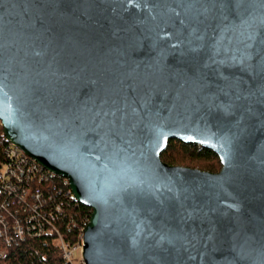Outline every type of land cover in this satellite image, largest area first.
I'll list each match as a JSON object with an SVG mask.
<instances>
[{
    "label": "water",
    "instance_id": "obj_1",
    "mask_svg": "<svg viewBox=\"0 0 264 264\" xmlns=\"http://www.w3.org/2000/svg\"><path fill=\"white\" fill-rule=\"evenodd\" d=\"M0 122L90 209L83 264H264V0H0Z\"/></svg>",
    "mask_w": 264,
    "mask_h": 264
},
{
    "label": "built area",
    "instance_id": "obj_2",
    "mask_svg": "<svg viewBox=\"0 0 264 264\" xmlns=\"http://www.w3.org/2000/svg\"><path fill=\"white\" fill-rule=\"evenodd\" d=\"M0 128L3 130L1 122ZM1 136L5 142L6 161L0 168V239L4 242H11L13 238L23 241L31 236H53V245L61 251L68 264H73L72 255L75 251L81 252L82 250V232L89 219H86L80 228L79 242L69 245L55 222L60 216L64 217L66 219L64 227L67 231L75 227L74 219L65 216L66 210L60 202L54 203L55 212L51 211L48 206V203L52 201L54 191L57 195L64 194L65 197L76 202L68 180L44 169L35 160L29 158L6 139L4 132ZM53 180L59 181L62 187L55 186L53 190L44 191L43 188H46V185L48 187ZM12 201L16 202V205L20 206L25 213H29L23 215V220L17 216L18 209H15V213L10 211L11 206L15 207ZM40 210L51 211L49 212L51 220L46 223L47 227L33 215Z\"/></svg>",
    "mask_w": 264,
    "mask_h": 264
},
{
    "label": "trees",
    "instance_id": "obj_3",
    "mask_svg": "<svg viewBox=\"0 0 264 264\" xmlns=\"http://www.w3.org/2000/svg\"><path fill=\"white\" fill-rule=\"evenodd\" d=\"M3 130L0 128V168L6 161L4 155L5 142L1 136ZM161 160L170 166L186 167L188 162H204L219 159L211 151L204 149L197 145H186L179 141L172 140L168 142L166 150L161 154ZM220 163V162H219ZM189 168V167H186ZM195 169V168H192ZM205 170L211 173H215L210 167H206ZM62 187L59 181L53 180L49 183V186L43 188L44 191L53 190V188ZM43 187V185H41ZM49 189V190H48ZM57 190V189H56ZM60 202L63 208L66 210L65 216L74 219L76 225L73 229L67 230L64 227L66 219L60 216L55 225L62 233L64 239L69 245H74L79 242V235L81 234L80 228L86 219L90 218V209L77 204L72 199L67 198L64 194L57 195L56 191L52 193V201L48 203L49 209L55 212L54 203ZM15 205L11 206L10 211L15 213V209L19 210L18 217L23 220L25 213L20 206L16 205V202H11ZM48 210H43L33 214L36 219H40V223H43L47 227V222L50 221ZM53 236L41 235L26 237L23 241L14 239L11 242H4L0 239V264H68L63 258L61 251L53 245Z\"/></svg>",
    "mask_w": 264,
    "mask_h": 264
},
{
    "label": "rangeland",
    "instance_id": "obj_4",
    "mask_svg": "<svg viewBox=\"0 0 264 264\" xmlns=\"http://www.w3.org/2000/svg\"><path fill=\"white\" fill-rule=\"evenodd\" d=\"M189 168H195L201 171H207L205 170L206 167H210L214 170V172H219L221 169V165L217 160H211V161H204V162H188L186 165H183ZM72 262L73 264H82L81 262V252L75 251L72 255Z\"/></svg>",
    "mask_w": 264,
    "mask_h": 264
}]
</instances>
